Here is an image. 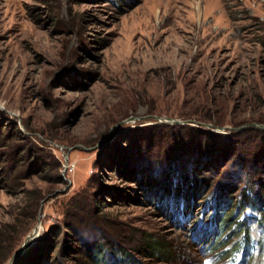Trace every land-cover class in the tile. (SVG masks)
I'll list each match as a JSON object with an SVG mask.
<instances>
[{
	"label": "rangeland",
	"instance_id": "obj_1",
	"mask_svg": "<svg viewBox=\"0 0 264 264\" xmlns=\"http://www.w3.org/2000/svg\"><path fill=\"white\" fill-rule=\"evenodd\" d=\"M260 175L264 0H0V264H264Z\"/></svg>",
	"mask_w": 264,
	"mask_h": 264
},
{
	"label": "trees",
	"instance_id": "obj_2",
	"mask_svg": "<svg viewBox=\"0 0 264 264\" xmlns=\"http://www.w3.org/2000/svg\"><path fill=\"white\" fill-rule=\"evenodd\" d=\"M196 179H197V177H196ZM258 179H260V181L264 184V176L261 177V175H260V177ZM166 181H167V177H165L164 180H162L160 183H157L154 187L150 185L151 186V190L153 191V192L151 191L152 192L151 193L152 197H157L159 195H164L165 193L167 194L170 191V188H168V182H166ZM207 182L208 181L205 179V177L202 178L201 176H198L197 183L195 181L196 185H193V186L191 185V188L186 190L187 196L189 198H195L197 195H199L200 191L207 184ZM231 186L232 185L225 184L223 187L219 188V192H220V197L221 198L222 197L223 198L227 197V199L231 198V196H232V194L234 192V190H233V188ZM263 188H264V185H263ZM252 191H253L252 193L255 194L256 200H254V198L252 196L250 197L246 192H243L242 197L240 199V202L241 201L243 202V206H245V204L253 205L255 202L257 204H260V205L264 204V195H263V193L259 192L258 190H254V189ZM217 215H218V213H217ZM228 220H229V218H228ZM222 223H225V222L223 221ZM151 242H152V240H151ZM153 244L154 245L152 247L155 250H157V251H161L163 248H165L163 244H160L158 242H153ZM97 248L99 249L100 247L98 245H96L95 248H92V249H96V251H97ZM94 256L96 257L95 254H94ZM38 262H39V264H43L44 261H43L42 258H40L38 260ZM97 264H99V263H97Z\"/></svg>",
	"mask_w": 264,
	"mask_h": 264
},
{
	"label": "water",
	"instance_id": "obj_3",
	"mask_svg": "<svg viewBox=\"0 0 264 264\" xmlns=\"http://www.w3.org/2000/svg\"><path fill=\"white\" fill-rule=\"evenodd\" d=\"M172 121V120H169ZM28 241V238L24 241V243L21 245V247L19 249L16 250V252L14 253L13 257H16V255L18 254L19 251H21V249L24 247V245L26 244V242Z\"/></svg>",
	"mask_w": 264,
	"mask_h": 264
}]
</instances>
